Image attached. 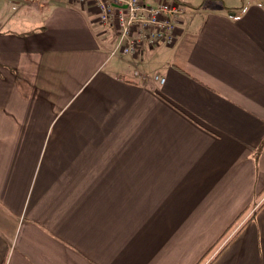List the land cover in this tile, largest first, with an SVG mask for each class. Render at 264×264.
Segmentation results:
<instances>
[{
  "label": "crops",
  "instance_id": "0c3cea01",
  "mask_svg": "<svg viewBox=\"0 0 264 264\" xmlns=\"http://www.w3.org/2000/svg\"><path fill=\"white\" fill-rule=\"evenodd\" d=\"M179 1L137 55L90 4L2 1L0 264H264V0Z\"/></svg>",
  "mask_w": 264,
  "mask_h": 264
},
{
  "label": "built area",
  "instance_id": "2783aa9c",
  "mask_svg": "<svg viewBox=\"0 0 264 264\" xmlns=\"http://www.w3.org/2000/svg\"><path fill=\"white\" fill-rule=\"evenodd\" d=\"M87 3L97 11L100 23H118L109 55H137L149 47L174 42L184 5L176 0H69ZM134 74H137L134 71ZM163 82L159 74L144 75Z\"/></svg>",
  "mask_w": 264,
  "mask_h": 264
},
{
  "label": "rangeland",
  "instance_id": "374dc122",
  "mask_svg": "<svg viewBox=\"0 0 264 264\" xmlns=\"http://www.w3.org/2000/svg\"><path fill=\"white\" fill-rule=\"evenodd\" d=\"M3 0H0V17L1 15L6 13L7 8L5 7L4 9L2 8V6H4L5 3L2 2ZM187 1V7H186V12H189L191 10V6H196L199 5L200 3H202L204 1V3H210L212 4H220L221 6L223 5V2L225 0H186ZM227 2H233L234 0H226ZM6 6H8V4H6ZM15 11L14 7L11 5L10 6V14H12ZM185 12V11H184ZM115 57V56H114ZM152 58V57H151ZM155 59L157 60V57H155Z\"/></svg>",
  "mask_w": 264,
  "mask_h": 264
},
{
  "label": "trees",
  "instance_id": "16d2710c",
  "mask_svg": "<svg viewBox=\"0 0 264 264\" xmlns=\"http://www.w3.org/2000/svg\"><path fill=\"white\" fill-rule=\"evenodd\" d=\"M176 1H179V0H176ZM179 2H180V1H179ZM262 202H264V199L262 200ZM262 202L259 203V206L261 205Z\"/></svg>",
  "mask_w": 264,
  "mask_h": 264
}]
</instances>
